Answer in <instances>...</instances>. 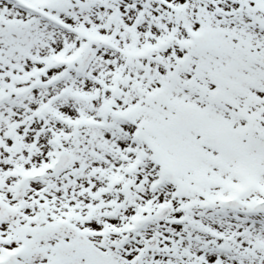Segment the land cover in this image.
<instances>
[{"label":"snow or ice","instance_id":"6c2138e0","mask_svg":"<svg viewBox=\"0 0 264 264\" xmlns=\"http://www.w3.org/2000/svg\"><path fill=\"white\" fill-rule=\"evenodd\" d=\"M0 264H264V0H0Z\"/></svg>","mask_w":264,"mask_h":264}]
</instances>
